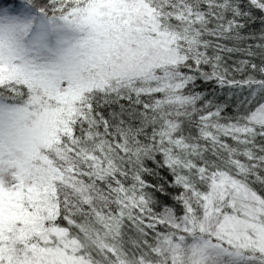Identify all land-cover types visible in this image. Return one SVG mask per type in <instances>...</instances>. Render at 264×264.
<instances>
[{"label":"snow or ice","instance_id":"snow-or-ice-1","mask_svg":"<svg viewBox=\"0 0 264 264\" xmlns=\"http://www.w3.org/2000/svg\"><path fill=\"white\" fill-rule=\"evenodd\" d=\"M0 264H264V0H0Z\"/></svg>","mask_w":264,"mask_h":264},{"label":"trees","instance_id":"trees-1","mask_svg":"<svg viewBox=\"0 0 264 264\" xmlns=\"http://www.w3.org/2000/svg\"><path fill=\"white\" fill-rule=\"evenodd\" d=\"M257 27H258V25H257Z\"/></svg>","mask_w":264,"mask_h":264}]
</instances>
